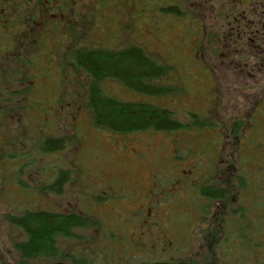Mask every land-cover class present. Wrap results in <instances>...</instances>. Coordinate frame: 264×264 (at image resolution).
Masks as SVG:
<instances>
[{
	"label": "rangeland",
	"instance_id": "1",
	"mask_svg": "<svg viewBox=\"0 0 264 264\" xmlns=\"http://www.w3.org/2000/svg\"><path fill=\"white\" fill-rule=\"evenodd\" d=\"M74 1L70 2L73 6L69 10L71 19L78 17L75 8L79 5H75ZM81 1L88 5L86 10L82 9L83 14L89 13L88 16L92 18L96 0ZM130 1L133 0L108 1V10L106 9L105 12L113 10L118 15L119 33L114 46L123 48L137 45L145 49L152 59L168 67V75L162 77L158 84H165L172 90L166 96L148 97L137 91H128L111 79H108L105 87L111 94L126 100L153 102L168 107L182 123L193 126L192 129L198 125L199 121H202L201 125L220 121L226 127V133L229 134V129L234 126L235 134L230 137L225 136L222 140L223 143L226 141L222 160H225V163L229 160L226 166H231L230 164L232 166L226 171L223 169L225 165L223 163V174L216 175L221 182L220 186L227 187L229 195L211 203L198 189L189 192L185 190L193 183L187 181V179H194L191 173L202 174L207 166L204 163L211 158L199 160L195 152L197 149L193 151L191 147H187L190 144L189 139L191 140L196 132L195 129L194 132L190 129L182 130V133L155 131L127 133V135L95 128L88 105L90 77L84 71L83 76H80L76 73L72 74L67 69L68 74L61 75L59 80L61 83L69 82L66 89L68 95L61 94L55 99L52 95H46L47 86L50 90L52 87L55 89L53 95L60 94L57 88L59 85L52 83V77L54 74L59 75L62 66L66 68L64 60L61 59L59 62L55 54V57L52 55L53 62L55 61L54 66L41 67L46 77L40 79L38 93L29 95V104L32 102L35 109L27 113L23 112L20 120L16 116L12 117L10 113L6 117L0 116V264H49L55 259L44 254L26 258L18 249L20 242L26 240V234L19 226L12 224L9 217L22 215L27 210H67L82 215L83 221L89 220L87 228H83V224L74 226L68 235L56 236L58 241L56 258L64 257L73 264H83V241H96L102 236L99 224L91 216L92 209L127 210L137 208L139 205L148 208L149 206L145 205L147 200L142 195L139 201L134 203V199L140 194H134L135 186L132 182L135 179L144 180L145 177H148L149 181L151 177L147 172L155 171L154 168L160 170L157 175L163 177L160 180L157 178L159 182H163V185L158 189H156L158 186L155 188L157 198L162 200L159 207L164 209V216L160 220L161 225H167L168 228L182 226L184 235L186 231L189 235V239L185 238L186 245L182 254H178L180 257L178 260L187 264L195 262L215 264L212 257L214 253V256H219V263L216 264H264V210L262 209L264 207V152L262 150L258 152L255 149L248 153L241 152V146L245 145L250 134L246 131L240 133L238 128L242 125V121L237 119L238 109L233 110L225 98L224 103L216 107L221 117L213 114L210 121L209 115H205L198 120L197 110L201 109L203 100L196 99L199 93L198 81L201 80L198 79L195 63L192 24L190 20L183 23L182 18H175L178 17L177 15H167L162 11V7L177 6L178 1L134 0L135 3ZM112 5L113 9H110ZM137 12L142 20L133 22V16ZM95 25L93 23L87 25L88 33ZM115 31L116 29L111 31V36L114 35L113 32L116 33ZM101 41L93 33L87 34V37L83 38V47H99L103 44V46H109L104 35L101 36ZM48 43L45 44L47 47ZM51 45L55 51L51 49V52H59V56L66 58L69 56L67 54H70V51L77 48L79 44L72 43L75 46L73 47L64 43L59 45L54 41ZM23 103L27 108L26 100ZM232 103L234 101L231 99ZM38 108L41 114L39 118L29 120L27 117L32 112H37ZM45 108H47L46 112ZM213 112L216 111L213 110ZM207 113L208 111L205 112ZM44 114L48 116L45 117ZM53 114L55 117L52 116ZM245 123L247 125L243 130L251 129L252 121L248 120ZM261 131L259 125L253 129L255 135L260 134ZM236 134L239 136L236 137ZM47 138L62 140L63 148L49 151ZM258 139L261 141L262 137L257 136L255 139L260 143ZM194 143L197 142L194 141ZM169 145L179 149L176 152L173 148L171 157H168ZM199 145L201 150H208V145L201 143ZM138 151H143V154H139V157L143 158L142 162L138 161L135 155ZM202 152L201 156L209 154L208 151ZM241 154L244 157L249 154L252 159H248L250 161L247 162ZM177 156H180L179 160ZM239 161L240 163L245 161L249 164L248 166L253 167L251 174H258L256 179L260 183V189H255L252 196L242 197L245 198L242 203L245 202L247 208L249 207L247 217L241 212L242 203L238 193L239 183L236 177L239 172L237 169ZM148 167V171L142 173V170ZM60 170L70 171L72 178L63 186V195L51 194L48 192V184L53 182L57 171ZM171 173L174 179H169L172 176ZM154 175L156 177V172ZM187 183L188 186H186ZM254 184L252 181L247 192ZM197 186L200 187L198 184ZM153 198L150 199L151 202L155 201L154 196ZM257 205L260 206V212L253 211V209L256 210L254 207ZM152 206L158 208L156 204ZM108 224L114 226H108ZM123 224L121 220L114 219L103 223L102 227L103 229L111 227L116 231L117 226ZM192 225L194 227L220 225L228 226L235 231L239 229L246 231L240 234L243 239L235 235L228 247L224 244H211L208 247L206 242L195 240L194 233L190 232ZM96 230L100 233L99 235ZM110 235L113 237L107 239L117 242L119 236ZM118 240L125 241L122 237ZM171 256L175 254L171 252L165 264H176L177 259ZM140 257L142 256L133 255L132 261H141Z\"/></svg>",
	"mask_w": 264,
	"mask_h": 264
},
{
	"label": "flooded vegetation",
	"instance_id": "2",
	"mask_svg": "<svg viewBox=\"0 0 264 264\" xmlns=\"http://www.w3.org/2000/svg\"><path fill=\"white\" fill-rule=\"evenodd\" d=\"M176 1L178 3L175 7L178 8L179 14L177 18H182L183 23H187L190 20L192 24L196 55L195 63L199 75L198 79L201 80L198 81L199 93H197L196 99L199 101L203 100L201 109H196L199 115L198 120L205 115H209L210 121L213 114H218L221 117L217 113L218 109L216 107L225 98L233 110L238 109L237 114L239 116H237V119L242 121V125L238 128L240 133L246 131L250 134H247L248 137L245 145L242 144L241 146V152L246 150L247 147H255L257 150L263 151L264 0ZM28 5L31 6V10ZM70 9L71 7L68 3L62 6V2L52 0H44L42 2L36 0H0V116L6 117L10 113L12 117L16 116L20 120L23 112L27 113L35 109L32 102H30L31 105L29 104L28 98L32 93H38L37 88L40 84V79L46 77L45 71L41 67L54 66L55 64V61L53 62L55 54H52L49 47L52 43L47 42L48 47L44 48V44L42 45L39 40L53 39L47 30L52 27L50 24L54 25L56 22L64 20H68L70 23ZM62 73L63 71L60 70L58 76L54 74L52 77V83L59 85L57 88H59L60 94L53 95L52 93L55 89L52 87L50 90L46 85V95H52L54 99L56 97L59 98L61 94L64 96L68 95L66 89L69 82L61 83L59 81ZM118 83L128 91H135L121 82ZM49 91L50 93H48ZM140 94L150 97V95L144 93ZM115 96L127 102L146 103V101L126 100L117 95ZM231 99L234 101L232 104ZM24 100L27 102V108H25L23 103ZM38 110L40 111L38 108L37 112H32L27 118L29 120L38 119L39 115H41ZM213 110L216 112H213ZM44 111L46 112L47 108ZM204 111H208V113L205 114ZM44 115H46L45 117L48 116V114ZM52 116L55 117L54 114ZM248 120L252 121V127L251 129L243 130L244 126L247 125L245 122ZM201 122L199 121L196 127L197 140L201 136L198 141H195L197 142L196 153L198 159L206 160L211 157L207 161V166L210 163V169L213 168L212 165L215 163L218 164V168H223L222 164L224 163L223 169L228 171L232 164L227 167L226 163H229V160L226 163L225 160H222L226 146V141L223 143L222 140L225 136L230 137L235 134L236 128L234 126L231 127L229 134H227L226 127L220 121L212 123V120V124L206 125H201ZM257 125L260 126L262 131L260 134L255 135L253 129ZM199 130L202 131L201 134ZM238 136L236 134V137ZM257 136L262 137L261 141L258 139L260 143L255 141ZM247 140H253L251 145L247 146ZM207 141L208 143L206 144ZM199 143L208 145V150H201ZM169 147L170 153L168 157H171L174 145H169ZM174 150L177 152L176 147ZM202 151H208L209 154L201 156ZM139 154H143V151H138L135 154L138 161L142 162L143 158H140ZM176 158L179 160L180 156ZM212 160L214 163L211 165ZM148 169L149 167L143 169L142 173H144L143 171H148ZM154 169L155 171L147 172L151 177L149 181V178L145 177L144 180L135 179L132 182L135 186L134 194H140L134 199V203L138 202L139 197L142 195L147 200L145 205L149 206L148 208H143L139 205L137 208L127 210L92 209L91 216L99 224L102 236L101 239L96 241H83V264H165L171 252L175 254V256L171 257L177 259L176 264H185V262L178 260L180 258L178 254H182L186 245L185 238L189 239V235L187 231L184 235L182 226H179V228H176V226L168 228L167 225H161L160 220L164 216V209L159 207L162 200L157 198L155 188L157 186L156 189L160 188L162 183L157 179V172L160 170ZM204 171H207V167ZM155 172L156 177L154 175ZM61 173L66 175V179L64 178L60 182L61 185H59L57 180ZM56 174L57 176L53 182L48 184V192L63 195V186L71 180L72 176L70 171L60 170ZM219 174H223V170ZM153 196L155 201L151 202L150 199H154ZM154 204L158 205V208H153L152 205ZM50 212L63 215L75 213L67 210ZM114 219L121 220L124 224L117 226L118 228L115 227L117 228L116 231L115 229L112 230L111 227L103 229V223H108L109 220ZM83 222H85L83 228H87L89 220ZM108 226L114 225L108 224ZM245 231L244 229L235 231L228 226L220 225L199 227L192 225L190 230V232L194 233L196 241L206 242L208 247L211 244H224V246L228 247L230 240L235 235L243 239L240 234ZM96 233L97 235L100 234L97 230ZM110 234H117V236L124 238L125 241L120 242L118 240L119 237L117 242L108 240L107 238L113 237ZM228 242L229 244H227ZM133 255L142 256L140 257L142 260L138 262L132 261ZM212 257L215 264L219 263V256H214V253H212ZM55 262L73 264V262L65 258L51 263ZM194 264H198V262Z\"/></svg>",
	"mask_w": 264,
	"mask_h": 264
},
{
	"label": "trees",
	"instance_id": "3",
	"mask_svg": "<svg viewBox=\"0 0 264 264\" xmlns=\"http://www.w3.org/2000/svg\"><path fill=\"white\" fill-rule=\"evenodd\" d=\"M36 1L42 2L44 0ZM52 1H61L62 6H64L65 3H68L70 7H73L70 3L71 0ZM108 1L109 0H96L93 6V15L91 18L88 16L89 13L83 14L82 12V9L86 10L88 5L84 4L81 0H75L74 4L79 5L78 8H75L78 17L71 19L70 23L64 20L58 21L54 25L50 24L52 27L47 30L53 39L39 40L42 45L44 44V48H47L45 45L47 42H51L53 44L54 41L58 42L59 45H61V43L68 44L70 46L72 43L79 44L77 48L70 51V54H67L69 56L66 58L59 56V52L53 53L55 51L52 45L49 47L53 51L52 54H56V60H59V62H61V59L64 60L66 68L62 66L60 69L64 74H68V69L72 74L76 73L83 76L82 74L84 71L89 75L90 82L88 86V105L93 117L92 120L94 127L99 129L102 128L114 134L137 133L143 131L182 133V130L192 129L191 127L193 126L182 123L173 110L168 107H164L153 102H127L111 94L105 87V83L108 79H111L121 82L127 87L133 88L135 91L150 96H166L172 90L165 84H158L162 77L168 75V67L152 59L146 53L145 49L137 45H130L123 48H116L114 46L115 39L118 37L117 34L119 33V27L117 25L118 15H116L113 10L112 12H105L106 9L108 10ZM112 2H115V0H112ZM130 2L135 3L134 0ZM28 6L31 10V6ZM110 9H113V5ZM162 11L167 15H179L178 8L175 6H168L166 8L162 7ZM137 13L133 16V22L142 20V18L140 19L139 13ZM111 17H114V19H111ZM89 23H93L94 25L96 24L90 33H88L87 29V25ZM114 29H116V33L113 32L114 35L111 36V31H114ZM92 33L98 40H100V42H102L101 36L104 35L106 43L109 44V46H103V44L99 47H83V38H86L87 34ZM29 54L31 53L29 52ZM184 91L185 90H183V92ZM196 127L192 129L193 132L194 129L196 130ZM195 135L196 132L194 136H192V139H189L190 144L187 146L191 147V150L193 151L196 149L194 147L197 145L194 141H198L201 138L200 136L197 140ZM61 141L62 140L57 138H47V147L50 149L49 151L53 152L60 150L63 147ZM252 141L253 140H247V146L249 144L251 145ZM207 143L208 141L206 144ZM253 149L257 150L255 147H247L244 151L248 153L249 151H253ZM178 150L179 149H177V151ZM257 151L260 152L261 150ZM241 156L247 160V162L250 161L248 159H252L249 154H246L245 157L242 154ZM247 162L245 163L244 161L243 163H240L239 161L237 168L239 172L236 179L239 183L238 193L240 194L239 199L241 200V203L242 201H245L247 196H252L253 192L255 193V189H260V183L256 179L258 174H251L253 167L248 166L249 164H247ZM213 163L214 161L212 160L211 165ZM204 164H207V162ZM208 164L209 166H206L207 171H204L202 174L199 175L195 172L191 173L194 179H187L189 183L193 182L189 186L191 189L188 188L185 190L189 192L190 190L198 189V191L203 194V197L213 203L217 199L228 197L229 191L225 185H223L224 187L220 186L221 182L216 177V175L221 173L222 168H218V164L215 163L212 165L213 168L210 169V163ZM64 178L66 179V175H64V173H61V175L58 176V180H56L59 185H61L60 182L63 181ZM157 178L160 180L163 177L157 175ZM59 179L61 180L59 181ZM169 179H174V175L172 174ZM252 181L255 183L253 185L254 187L252 186L250 191L247 192ZM197 184L200 185V187L197 186ZM186 186H188V183ZM252 188H254L253 191ZM258 196L259 193L257 194V197ZM242 197L245 198L243 199ZM259 207V205L255 206L254 208L256 210L253 209V211L260 212ZM248 209L249 207L247 208L245 202H243L241 212L246 217L248 216ZM262 209L264 210V207ZM9 221L12 224L19 226L26 234V240L24 242H20L18 247L24 257L29 258L33 256L35 257L39 254H44L55 258L53 261L59 259L63 260L64 258H56V247L58 243L56 236L58 234L68 235L72 227L82 224L85 225L82 215L78 213L63 215L53 214L48 210H27L22 215H11L9 217ZM249 232L251 233V231Z\"/></svg>",
	"mask_w": 264,
	"mask_h": 264
},
{
	"label": "water",
	"instance_id": "4",
	"mask_svg": "<svg viewBox=\"0 0 264 264\" xmlns=\"http://www.w3.org/2000/svg\"><path fill=\"white\" fill-rule=\"evenodd\" d=\"M50 264H68V263H65V262H55V263H50Z\"/></svg>",
	"mask_w": 264,
	"mask_h": 264
}]
</instances>
